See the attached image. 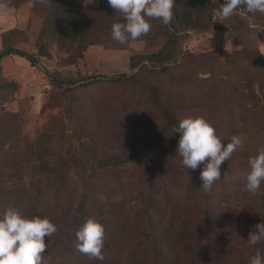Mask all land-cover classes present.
<instances>
[{"label":"trees","instance_id":"1","mask_svg":"<svg viewBox=\"0 0 264 264\" xmlns=\"http://www.w3.org/2000/svg\"><path fill=\"white\" fill-rule=\"evenodd\" d=\"M31 1L37 5L40 3V0H0V4L19 8ZM175 2L170 28L166 26L165 32L155 34V36H168V40L174 45V55H166L163 49L150 54L131 55L129 58L130 72L112 75L95 74L68 83L59 81H55V83L67 92L79 87L89 88L94 85L129 84L138 86L146 96L152 111L151 117L157 118L154 122H148L145 126L141 125L133 129L134 147L137 149L144 146L147 149L143 161L140 162V165L145 168H152L155 165L153 157L155 155H162L166 152L172 156L178 154L179 133H175L174 129L178 127L182 118L189 115H204L209 121H212L214 117L223 114L222 117L228 118L229 123L233 126L226 129L218 128L216 129L217 134H220L222 138L244 134L251 156L255 155L259 146L264 144V104L255 90L256 83L262 88L264 87V59L261 53L244 50L246 62L244 63L245 76L242 77L243 83L232 78V76L234 77L233 73L238 75L239 67L243 65V62L238 57L229 58L228 63L232 67L228 71V90H224L221 83H216L217 80L199 79L201 71L194 66L198 65L195 62L198 59L187 61L186 54L190 52L191 48L186 47L185 44L192 37L190 32L201 33L210 29L218 31L224 28V25H221L224 20L219 21V18H215L213 13L225 3V0H175ZM46 4L42 15L47 36L52 39L58 38L59 43H64L66 38L76 36L75 30L79 28L81 40L72 55L73 58L84 57V51L88 46L94 44L118 46L112 42L113 39L107 41L103 37H99L101 27L95 17L82 16L81 20H78L83 12L97 9L96 6L81 4L78 0H48ZM100 5L101 0L97 7ZM241 11H244L245 15H241ZM236 13V16L253 23V17L264 19V14L247 13L245 9L237 10ZM118 22H124L121 13ZM219 22L221 23L219 24ZM146 36L139 39H144ZM235 54L240 55L241 53ZM248 54L256 56L254 63L250 61ZM12 55L26 57L33 64H37L33 53L11 45L0 48V63L5 57ZM226 55L231 57L229 54ZM174 66L187 71L186 75L180 77L177 87L183 90L186 99L189 97L190 100L184 104L176 103L169 107L164 102V91L161 85L150 78L147 81L146 78L141 79L140 76L143 73H148V76L170 74ZM214 69L215 67H212L210 70ZM10 86H14V84L9 82L0 85V93ZM203 109H208L210 113L200 114L199 111ZM153 110L156 113L153 114ZM20 119L18 114L1 108L0 215L8 207H16L24 215L48 217L57 226V231L52 237H45L48 248L45 251L44 264L45 262L48 264H174V262L179 263V259L171 258L167 247L173 245L177 247L181 242L188 244L193 240L194 247H182L181 252L185 255L182 264H197L200 262V258L206 263L210 254H214L216 257L218 252L213 248L212 238L207 242L205 253L197 245L196 235L202 232L200 223L202 221L209 222L211 217H216L217 221L222 224L221 226H227L228 223L233 226L239 222L240 216L235 213L234 207L229 205L231 202L237 201V193L226 195L224 200H227V205L225 207L216 212L210 211L209 205H207L208 199L209 196L218 195L217 188L214 184L210 193L204 191L201 188L202 180L194 175L195 171H191V174L187 176L175 174L169 178V182L165 183V187L157 186L153 190L147 185V182L138 183L134 185L132 191L123 194L121 198L116 196L113 191L102 188L103 186H100L99 182L88 177L82 178L79 183H72L69 163L63 159H59V163L54 162L52 140L43 132L35 143L29 145L18 125ZM156 128V142L145 144V141H148L147 131ZM110 140H114V138ZM23 147H27L34 157L35 162L31 165L33 175L32 179L20 176L15 183L12 182V177H8V174L16 165V158L22 154ZM101 152L102 149H99L98 153ZM98 153L92 155L95 164L93 170L95 171L120 167L128 162L117 154H113L107 159H99V157L97 158ZM21 168L26 169L23 166ZM91 176L95 177V175ZM263 185L262 182L261 188ZM136 188L138 189L136 190ZM200 192H202V198L198 197ZM259 194L262 195L261 204L263 205L264 193L260 192ZM186 199L190 202L200 201L204 204L199 212L203 215L202 220L197 223L192 221L196 213L194 209L193 211L191 208H187L189 205H185ZM96 201H101L103 204H96ZM189 210L192 212L191 214ZM159 211L163 217L156 221L153 214ZM143 214L150 217L144 227L145 233L133 230L131 236H128L125 230L129 221L137 220ZM93 216L103 223L106 230L103 248L105 259L103 261L89 259L87 255L80 253L76 248V231L87 218ZM183 216L188 222H182L181 226L176 225L177 220L182 219ZM252 221L255 226L260 224L259 219L254 218ZM137 237L140 241L137 245H133L132 240ZM259 246L263 253L264 242ZM210 248L213 249L212 252L209 251ZM65 256L68 258L63 260L62 258ZM143 256L148 263H145ZM195 256L197 262H193Z\"/></svg>","mask_w":264,"mask_h":264},{"label":"rangeland","instance_id":"2","mask_svg":"<svg viewBox=\"0 0 264 264\" xmlns=\"http://www.w3.org/2000/svg\"><path fill=\"white\" fill-rule=\"evenodd\" d=\"M96 2L98 3V0ZM33 3L28 2L19 8L0 4V48L15 46L33 53L37 59V64H33L26 57L12 55L5 57L0 63V85L9 82L14 84L0 93V110L2 108L20 116L18 125L21 133L27 138L28 144L35 143L44 132L54 143V162L59 163V159H63L69 163L72 183H79L82 178L88 177L99 182V185L107 191H113L120 198L123 194L132 191L134 185L138 183L147 182L153 190L157 186L165 187V183L175 174L187 176L191 174V171H195L194 175L200 177L203 165L196 170L188 169L182 165V157L179 154L172 156L166 152L153 156L155 165L152 168L140 165L147 149L144 146L137 149L134 147L133 129L141 125L145 126L148 122H154L157 118L151 117L152 111L146 96L138 86L94 85L67 92L55 83V81L68 83L95 74L112 75L130 72L131 55L150 54L161 49L166 55H174V45L168 40V36H155L158 32H165L166 26L170 28V24L165 25L161 20L152 19L151 30L146 38L121 44L111 37V27L119 21L120 13L109 6L108 0H101L100 7L86 10L78 20H81L82 16L95 17L101 27L99 37L107 41L113 39L112 42L118 46L94 44L84 51V57L75 59L72 55L81 40L79 28L75 30L76 36L66 38L64 43H59L58 38L52 39L46 35L42 14L47 4ZM235 14L237 13L235 12L222 23L219 22L224 25L222 30L190 32L192 37L185 44L186 47L191 48L186 54L187 61L198 59L195 61L198 65L194 66L201 71L199 79L217 80L216 83H221L224 90L229 89L228 71L232 67L228 63L229 58L238 57L243 62V65L239 67L238 75L232 74L234 75L232 78L241 83L244 82L243 75L245 76L246 52L244 50L259 51L264 59V19L253 17V23ZM215 18L218 17L215 16ZM247 56L252 63L256 61V56L251 54ZM212 67L215 69L210 70ZM186 72L183 68L174 66L170 74L148 76V73H143L140 78H146V81L150 78L159 83L164 91V102L171 107L176 103L184 104L190 100L189 97L186 99L184 91L177 87V82L180 77L187 74ZM257 84H255V90L264 104V87ZM176 95L179 96L176 97ZM154 113L156 112L153 110ZM199 113L206 115L210 111L203 109ZM222 115L219 114L212 119L215 128L226 129L233 126L228 118ZM158 123L160 124V121ZM156 132L157 128L147 131L148 141H145V144L156 142ZM219 136L225 146L233 137L222 138L220 134ZM240 137L243 140V146L238 147L232 153L230 160L224 161L221 165V180L215 183L218 195L209 196L207 203L210 211L216 212L227 205V200H224L226 195L237 193V201L229 205L233 206L235 213L240 216L239 222L233 226L229 223L227 226H221L216 217H211L209 222L200 223L202 232L196 235L197 245L205 253L207 242L212 238L213 248L218 252L216 257L214 254L208 256L207 264L238 262L249 264V259L256 251H260L259 245L263 243L249 246L248 242L250 233L257 230L252 219H259L260 223H264V204H261L262 195L259 194L264 193V185L254 195L243 190L244 177L250 170L251 153L244 134ZM111 138L114 140H110ZM99 149H102L101 153H98ZM96 152L99 159H107L117 154L128 162L120 167L95 171L92 155ZM16 159V165L13 166L8 177H12V182L15 183L20 176L32 179L31 165L35 161L27 147H23L22 154ZM226 174H228L227 177ZM201 193L198 197L202 198ZM95 203L103 204L101 201ZM186 204L189 205L187 208L195 210L193 211L196 215L192 221L197 223L202 220L203 215L199 212L204 204L200 201L188 200ZM189 213L192 212L189 210ZM153 215L156 221L163 217L160 211ZM149 219L150 217L145 214L137 220L131 219L125 233L128 236H131L133 230L145 233L144 227ZM177 222L176 225L181 226L182 222L188 221L183 216ZM139 241L137 237L132 240V243L137 245ZM185 243L187 242H181L177 247L176 245L167 247L169 256L179 259V263L174 262V264H182L185 256L181 252L183 246L194 247V240L188 244ZM174 248L176 249L173 250ZM209 251L212 252L213 249L210 248ZM262 251L264 253V248ZM67 258L65 256L62 259ZM143 259L145 263H148L145 256ZM201 259L197 262L195 256L193 262L206 264Z\"/></svg>","mask_w":264,"mask_h":264},{"label":"clouds","instance_id":"3","mask_svg":"<svg viewBox=\"0 0 264 264\" xmlns=\"http://www.w3.org/2000/svg\"><path fill=\"white\" fill-rule=\"evenodd\" d=\"M93 2L85 0V4ZM40 3L46 4L48 0H40ZM175 3V0H108L109 6L121 13L124 21L112 25V38L121 44L135 41L150 32L152 19L169 25L173 20ZM240 9H245L247 13L264 14V0H225L213 14L223 21ZM240 14L245 15V12L241 11ZM174 131L179 133L177 153L182 157V165L191 170L203 165L201 188L210 193L213 185L221 180V165L230 160L238 147L243 146V140L240 136H233L225 146L216 132L214 122L204 115L182 118ZM249 167L243 190L254 195L264 182V144L249 158ZM255 227L257 230L248 237L249 246L264 242V223ZM56 231L57 226L48 217L24 215L18 208L8 207L0 215V264H44L48 248L45 237H52ZM75 235L77 251L89 259H105L103 248L106 230L103 223L94 216L89 217ZM249 264H264V253L256 251L249 259Z\"/></svg>","mask_w":264,"mask_h":264},{"label":"crops","instance_id":"4","mask_svg":"<svg viewBox=\"0 0 264 264\" xmlns=\"http://www.w3.org/2000/svg\"><path fill=\"white\" fill-rule=\"evenodd\" d=\"M78 2L81 3V4H85V0H78ZM99 3H100V0H98V3L96 2V0H94V2L92 4H86V5L98 6Z\"/></svg>","mask_w":264,"mask_h":264}]
</instances>
